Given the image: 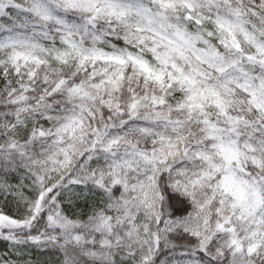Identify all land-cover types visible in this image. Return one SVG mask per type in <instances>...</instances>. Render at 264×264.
Returning a JSON list of instances; mask_svg holds the SVG:
<instances>
[{
    "label": "snow or ice",
    "instance_id": "obj_1",
    "mask_svg": "<svg viewBox=\"0 0 264 264\" xmlns=\"http://www.w3.org/2000/svg\"><path fill=\"white\" fill-rule=\"evenodd\" d=\"M0 264H264V0H0Z\"/></svg>",
    "mask_w": 264,
    "mask_h": 264
}]
</instances>
